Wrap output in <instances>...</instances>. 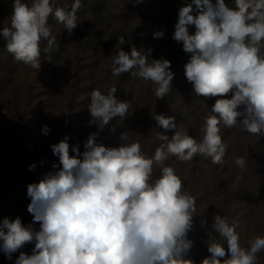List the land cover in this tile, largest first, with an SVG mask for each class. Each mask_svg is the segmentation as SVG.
<instances>
[{
    "label": "clouds",
    "instance_id": "obj_1",
    "mask_svg": "<svg viewBox=\"0 0 264 264\" xmlns=\"http://www.w3.org/2000/svg\"><path fill=\"white\" fill-rule=\"evenodd\" d=\"M234 4L191 0L179 8L172 35L192 54L185 77L194 93L220 97L204 120L202 138L197 141L166 114H153V119L159 128L174 134H159L162 143L150 158L139 142L130 141L128 132L120 134L117 147L97 144L98 133H90L82 153L78 144L70 149L65 136L51 145L58 164L27 186L32 223L25 225L20 217L0 222V251L8 259L34 243L31 255L20 252L15 264H194L186 256L194 244L187 236L197 212L196 198L183 190L181 178L166 161L202 156L223 164L228 145L220 135L221 124L264 135V0H234ZM81 6V0H74L70 10L52 0H13L10 26L0 29L7 52L15 61L39 70L42 51L48 53L56 43L49 17L71 33ZM191 26L194 34L189 32ZM163 36L162 31L154 33V38ZM117 39L112 75L131 73L150 81L155 97L164 99L174 79L171 62L163 57L149 62L135 47L130 53L122 49L123 35ZM42 41L47 42L43 50ZM116 92L112 86L106 93L99 89L90 93L91 123L100 129L114 117H125L132 107L118 101ZM42 132L49 134V127L43 126ZM235 164L244 170L246 160L237 156ZM154 168L159 169L155 177ZM212 220L215 235L210 232L207 241L210 256L201 264H258L264 236L249 239L248 246L242 247L237 222L219 214ZM36 223L39 230L33 226ZM206 223L201 221L202 226ZM217 236L226 242L227 251Z\"/></svg>",
    "mask_w": 264,
    "mask_h": 264
},
{
    "label": "trees",
    "instance_id": "obj_2",
    "mask_svg": "<svg viewBox=\"0 0 264 264\" xmlns=\"http://www.w3.org/2000/svg\"><path fill=\"white\" fill-rule=\"evenodd\" d=\"M54 2L57 4V6L60 4L61 7L70 10L74 0H70V3H66L61 0H55ZM179 3L180 0H143V2L139 3L140 5L137 7L133 6L134 2L132 1V4L129 5L130 12L135 7H137V10L140 12L139 16L136 17L137 21L133 25H130L127 22V20L130 19V14H128V12L125 13L124 8L122 11L117 12V15H115V19L117 20L115 25L111 23L112 26L109 25V27H103L101 24L102 18L99 17L100 19H98L97 14L101 13V8L106 6V2L104 0H94V2L91 0H81L82 6L77 12V22L81 20L80 18L86 16L87 7L92 5L93 7L91 8V13H95L94 15H91V18H93L94 21L92 19L85 28H90V30L93 31L92 34L94 35L84 38L85 43L82 45L84 51L79 56L81 60L88 59L90 61V63H85L84 65L90 66L91 71L87 72V75L85 73H78V77H76L73 82V88H75V91L85 93L87 90L89 91V89L90 91L97 89L95 85L97 81H100V77L104 78L107 76L114 81L117 80L116 82L119 86L126 82L127 77H129L130 79L134 80L133 82L137 83L141 89L145 88L143 92L149 99L148 107L153 109L156 114L160 113L166 114L168 116H174L176 124L181 118L182 120L187 119L193 113L194 108L198 106L197 104L204 101L206 97L197 96L193 91L192 84L188 82L185 77V65L190 60L192 54L183 50L182 43H178L172 39L173 33L171 32L175 31V25H173V29H171V25L174 24L175 20L178 19L171 15L170 10H172V5L174 10L175 6ZM188 3H191V0ZM225 3L229 7H235L234 0H225ZM10 9H12V7H10ZM1 12L2 11H0V13ZM11 13L5 12L6 15L0 22V29L10 26ZM134 14H136V12ZM54 19V16L49 17V25L52 24L51 21ZM74 30L71 33L72 35L74 33L76 39H78V31L75 32ZM80 30L82 29L80 28ZM110 31L111 34H109ZM157 31L164 32L163 38H154V33ZM189 32L190 34H194L195 27L191 26L189 28ZM65 33L67 35V39H65L64 43H61V45L58 46H53L47 53V55L53 54L51 62L48 63L49 65H47V67H50L49 71H44L42 76L40 74L38 75L37 80L39 83H37L35 78L32 79L34 82L31 86L25 84V77L30 76L28 70L25 71V74L21 75L20 77H18V73L14 71V67L21 65L22 70H25L27 66L21 62L15 61L14 57L7 52L6 40L2 34H0V54H4L5 57L2 58L3 60L6 59L5 61H0V183L2 181L6 182V180L9 181L8 177H11L10 180L14 178V183L11 186L10 184L9 186L4 185L5 183L2 184V186L0 185V203L3 202L2 199H4L5 202L8 201L7 204L0 208V222H2L5 217L10 219L20 217L25 225L32 223L33 218L28 216L26 219H24L26 214L24 215L22 212V208H24L23 204L27 202L30 203V198L27 195V186L30 183H33L30 178H35L39 174L38 167L41 166V170L47 172L51 170L53 163L58 164V157L53 155L51 145L60 142L65 138V136H67L69 138L67 142L70 145V149L71 146L78 144L82 153L85 150L83 146L84 142L86 141L89 134L96 132L99 136L100 129H95L93 126L91 128V125L89 126V124H91V119H78L75 121V124H73L72 127L65 125V127L61 128L59 126L57 113L60 114L61 110L65 112V104L67 103L63 101L65 100L63 99L65 96H62L60 91L57 93V91L62 84H65L62 83V79L60 77L63 78L66 76L67 72L61 73L62 75H56L55 72L57 71L58 66L55 62L59 57H55L63 55L65 58H68L65 62L78 60L77 57H72V53L67 47L68 40L71 39V33L68 31H65ZM121 35L124 36L126 41V43L121 46L124 51L130 53L131 49L135 47L138 51H141L142 54L147 56L149 62H151L153 59H160L161 57L171 62V71L174 73V79L171 82L172 88L164 99L155 97L153 91L154 85L152 82L145 81L138 76H132L131 73H123L117 78L116 76H114V79L112 78V60L110 58L115 52L118 42L117 38ZM103 45L104 50L102 49ZM45 46L46 44L44 41H42L40 45L41 49L43 50ZM149 49H151L150 54ZM62 50H64V52L60 54ZM43 53L44 52L42 51V60L45 58V56H42ZM106 59H110V61H106ZM102 60L108 67H105L104 70L98 72L97 68L98 65L103 63ZM133 71H136V69H133ZM77 72H79V69ZM56 77H58V80L60 78L61 82H58L56 87H54V79H56ZM82 77L84 78L83 80ZM85 80L90 81L88 83ZM112 80L108 81L113 82ZM79 83L87 84L84 86H78ZM132 84L134 83H131V85ZM133 86L135 89H137V85H132V87ZM14 88H16V92L8 93V90L12 91ZM75 91L73 93H75ZM34 92H36V94H34ZM132 92L136 93L134 89ZM175 92L177 94L186 93V98H188L185 101L183 100L182 102L177 103L174 95L176 94ZM120 94L121 96L117 97L118 101H122L123 94L125 93ZM133 96L131 94V98L129 100L126 99V102L132 104ZM18 97L23 100L22 105H24V108L22 107L23 110L21 111L19 109L20 99ZM195 98H198V100L196 101ZM226 98H230V94ZM36 99L37 102L32 105L31 101ZM89 103L90 93L88 95L86 107L89 105ZM18 111L20 115L18 120H16L17 118H15L11 112L17 113ZM208 115L209 113L206 114L205 118ZM180 116L182 117L177 119ZM205 118L201 121L202 125H198L194 128H186L188 134L194 137L197 141L202 138L203 134L201 129L203 127ZM119 119L124 120L122 123H120L121 125L115 124V128L112 131H115L116 133H113L116 135H113L112 138H110V146L106 144L102 136H100V138L97 137V144H101L105 147H117L120 144V134L123 132H128L130 141L139 142L141 144L143 154L150 158L154 155L156 148L162 143L157 138L158 135L163 133L171 137V135L174 134V130H164L159 128L154 119L152 121L153 124L150 119H142V126L138 124L128 125L127 122H124L126 118ZM11 121L16 122L15 124L19 125L14 124L13 126L17 127L13 128V126H11ZM82 124L84 129L81 128ZM45 125H47L50 129V132L47 135H44L42 132V128ZM137 126L138 130L136 132ZM235 128L236 127L228 128L225 126H220V135L222 140L228 145L226 152H228L230 149H236L235 144H239L236 141L228 142L229 134ZM10 130H12L13 133H9ZM240 132H243V135L247 136V138L249 137L252 149L250 150V153L244 154L242 156H239V154H237L235 151L236 154L232 160L234 162L235 157L237 156L243 157L246 160V165H248L247 167L251 171H249L248 174H242L240 173V170L236 171V166L233 167L232 165H229L228 168H231V170L228 174V177L226 178V182L218 176L217 179L220 181V183L222 182L220 186L234 184L236 188L234 194H237L241 190L243 192L242 195L244 194L243 198H245V194L246 198L252 196L254 198L253 202L255 208L250 207L247 213H241L239 216H234V210L231 207V202L234 199V196L230 195V193L225 188H223L220 189L219 192L223 196L224 204L226 206L224 208L214 207L211 217L213 218V216L217 214L227 217L230 222H237L238 228L242 223L244 226V233L239 235L240 243L242 247H247V241L252 239L250 234L251 230L254 234L253 238L258 235L264 236V229L260 231V225L263 223L261 220L264 217V150L261 149L262 152L259 151L260 146H257V143L254 139V137L256 138L260 135H253L243 131L242 129H240ZM8 135H12V137L7 139ZM202 159L205 160L206 158L202 156H196L192 161H180L176 157H171L168 161H166V165L175 169L176 174L183 182V189H185V183H191L189 182L191 180L190 177L196 179L198 175L195 174H201L203 171L199 167V165H201L203 162ZM259 162H262L263 165H259ZM33 164L36 165L35 168L30 169V166ZM218 165L219 164L211 163L209 166L213 170L215 167H218ZM8 174L10 175L8 176ZM153 175L154 177L159 175L158 168H154ZM3 177L5 180L2 179ZM191 195L193 194L191 193ZM194 197L196 198V207L198 212L200 200L196 197V195ZM197 212L193 215V221L195 220V214H197ZM258 214H260V216ZM33 226L36 230H39V223H36ZM190 231L187 238L192 240L191 234L195 230L191 232ZM258 231H260L259 234ZM210 232H212V229L208 228L205 235L201 239L199 237L196 240H192L194 244L186 258L194 261V264H201L203 259L210 256V253L207 251V241L209 239ZM212 234L215 235L214 232H212ZM217 239L220 240L227 251V245L223 238L217 236ZM0 243H2V241H0ZM33 247L34 243L26 244L18 252L13 253L11 259H8L5 254L3 255V252H1L0 264H15V260L19 256L20 252H25L26 254L31 255V249ZM227 258L228 256L222 259ZM258 264H264V250L258 253Z\"/></svg>",
    "mask_w": 264,
    "mask_h": 264
},
{
    "label": "rangeland",
    "instance_id": "obj_3",
    "mask_svg": "<svg viewBox=\"0 0 264 264\" xmlns=\"http://www.w3.org/2000/svg\"><path fill=\"white\" fill-rule=\"evenodd\" d=\"M54 1L55 0H52L54 5L57 6V4H55ZM57 1H59V0H57ZM61 1H64L66 3H70V0H69V2H68V0H61ZM91 1L94 2V0H91ZM104 1L106 2V6L104 8H101L100 14H97L98 19H100L99 17L102 18L101 24L103 25V27H109V25H111V23L113 25H115L117 23V20L115 19V15H117V12L122 11L124 8H125V13L128 12V14H130V19H128L127 22L130 25H133L137 21L136 17H138L139 13H140L137 10V7L140 4H136L135 0H132L134 2L133 6H137V7L132 9L131 12H130V8H129V5L132 4L131 0H122V1L121 0H104ZM189 1L190 0H180V3L175 6L174 10H173V5H172V10H170L171 15H173L176 19H178L179 8L182 6H185L186 3H188ZM213 3H215V1H213ZM12 4H13V0L12 1L11 0H0V6H1L0 11H2L0 13V22L2 21V19H4V16L7 14V13L5 14V12H8V13L12 12V9H10V7H12L11 6ZM59 6H60V4H59ZM92 7H93L92 5H89L87 7L86 16L83 18H80L81 20H79L78 25L74 30L75 32L78 31L77 37L79 40L76 39L74 33H73V35L71 33V35H70L71 39L68 40V44H67L68 50L72 53V57L75 56V57H77L78 60H75L72 62H65L66 59H68V58H65L63 55L55 57V58L59 57L58 60L55 62L56 65L58 66V69L55 72L56 75H60L63 72H67L66 76H64L63 78L60 77L62 79V83H65V84L64 85L62 84L57 91V93L60 91L61 92L60 94L62 96L63 95L65 96L63 98L65 100H63V101L65 103H67V104H65V106H66L65 112L60 109L61 110L60 114L57 113L59 126L61 128L65 127V125L72 127V125L75 124V121L78 119H84V120L92 119L90 116V113L87 109L88 106L86 107L88 95H89V93H91L90 89H89V91L84 90V91H86L85 93H83V92L81 93L79 91H75V88H73V82H74L75 78L78 77V73H80V74L85 73L87 75V72L91 71L90 66L84 65L85 63H90V61L88 59L81 60L79 56L84 51L82 48V45H84V43H85L84 38L91 37L94 35V34H92L93 31H91L90 28H85L88 26V23H90L91 20L93 19V18H91V15H94L95 12L91 13ZM135 12H136V14H134ZM125 15H127V14H125ZM93 21H94V19H93ZM177 21L178 20H175L174 24L171 25V29L174 28L173 25H175L177 23ZM51 22H52V24H50V27L52 30V35L56 38V43L54 44V46L61 45V43H64L65 39H67V35L65 33V31H67V30L64 28L63 24L59 23L56 19L52 20ZM80 28L83 31L80 30ZM171 33H174V32H171ZM109 34H111V31ZM44 43L47 44L46 41H44ZM0 44H1V42H0ZM102 49L104 50V45L102 46ZM63 52H64V50H62L60 52V54H62ZM52 55L53 54L47 55V53L46 54L43 53L42 56L43 57L45 56V58H44V60H41V68L39 70L33 69L30 66H27V68L25 70H22V66L20 65L18 67H14V69H15L14 71L16 73H18V77H20L21 75L25 74L24 73L25 71L28 70L29 75L31 77L30 76L25 77V80H26L25 84L31 86V85H33V82H34L32 79L35 78L37 80V77L39 74L42 76V73L44 71L45 72L49 71L50 67H47V65H49L48 63L51 62ZM4 57H5L4 54H0V58H1L0 61H5L6 59L5 60L2 59ZM55 58H53V59H55ZM69 59H71V58H69ZM110 59H106V61H110ZM12 64L15 65L14 63H12ZM82 66H84V67H82ZM105 67H108V66L103 61V63L98 65V68H97L98 72L104 70ZM78 69H79V72H77ZM49 74H50V72H49ZM101 74H103V73H101ZM33 75H35L36 77ZM117 77L118 76H116V78ZM60 78H59V80H58V77H56V79H54V82H55L54 87H56V84L58 82H61ZM112 78L114 79L115 77L112 75ZM83 79L84 78L82 77V80ZM108 80H112V79L107 77V76H105L104 78L100 77V81L96 82V85H95L96 88L101 90L102 92L106 93L109 87H112L113 85L117 84V82H116L117 80H115V81L112 80L113 82H109ZM85 81L89 83L90 80H85ZM133 81L134 80L127 77L126 82L122 83L120 86L117 84L115 86L117 88V92L114 95L117 98V97L121 96L120 93H125V94H123L121 102H126V99L129 100L131 98V94H132V96L134 95L132 98L131 109L129 110V113L125 117H123V118H126V120L124 122H127L128 125L138 124V125L142 126V124H143L142 119H144V120L150 119L152 122L153 121V114H156V113L153 109L148 107L149 99L147 98L146 94L143 92L145 90V88L141 89V87ZM37 83H39L38 80H37ZM131 83H134L132 85H137L138 90L135 89L134 86L132 87ZM86 84L87 83H79L78 86H84ZM92 88H94V87H92ZM133 89L136 91V93L132 92ZM74 91H75V93H73ZM13 92H16V88H14L12 91L8 90V93H13ZM128 93L130 94V96ZM34 94H36V92H34ZM174 95H175L177 103L182 102L183 100L185 101L188 98V97L186 98V96H187L186 93H178V94L176 93ZM135 97H136V100H135ZM218 98H220V97H206V99L204 101L197 104L198 106L196 108H194L193 113L187 119L182 120V118H181L182 116L178 117L177 119H180V118L181 119L178 120L177 126L183 127L186 130L187 127L194 128L198 125H202L201 121L205 118L206 114L211 113L210 109H211L212 105L215 103V100ZM195 100L197 101L198 98H195ZM22 102H23V100L20 99L19 100L20 111L23 110L22 107L24 108V105H22ZM31 102H32V105H34L37 102V99L34 101H31ZM2 107H3V105H2ZM68 107H70V108H68ZM11 113H12V115H14L15 118H17L16 120H18V117L20 115L19 111L17 113L16 112H11ZM119 118H121V117H119V116L114 117L109 122V124L107 126H105L103 129H100L97 125L92 124V123L89 124V126L91 125V128L93 126L95 129L96 128L100 129L98 138H100V136H102V138H104L106 144L110 146V138H112L113 135H116L113 133L115 131H112L115 128V124L119 125L124 120V119H119ZM11 123H12L11 126H13L16 122L11 121ZM152 124H153V122H152ZM15 125H19V124H15ZM89 126H88V128H89ZM220 126H224V125L221 124ZM16 127L13 126V128H16ZM20 127H22V126H20ZM81 128L84 129L83 124H82ZM88 128H87V130H88ZM137 130H138V126L136 128V132H137ZM9 133H13L12 130H10ZM11 137H12V135L11 136L8 135L7 139H9ZM18 138H20V137H18ZM254 139L257 143V146H260V148L258 147L259 151L262 152V150H264V135H260L256 138L254 137ZM231 141H236L239 144H235L236 149H230L228 152H226V156H225L223 164H219L218 167H215L212 170V168H210V166H209L212 163L211 160L210 159H205V160L202 159L203 162L201 163V165H199L200 169L203 170L201 172V174H195V175H198L196 179L190 177V179H191L189 181V182H191L190 184L185 183V189H183V190L190 193V194L192 193L194 196L196 195V197L200 200V203L198 205L199 210H198L197 214H195V220L193 221V227L191 229V231L195 230L191 234L192 240H196L199 237L201 239L205 235L206 230H208V228H211V225L213 222L211 215H212V212L214 211L213 210L214 207L224 208L226 206L224 204V198L219 192L220 189L225 188L230 193V195L234 196V199L231 202V207L234 210V212H233L234 216H236V215L239 216L241 213H243V214L247 213L249 211L250 207L255 208L254 202H253L254 198L252 196H250L249 198H246V194H245V198H243L244 194L242 195L243 192L241 190L237 194H234L235 190H236L234 184L233 185L227 184V186L226 185L220 186V184H222V182L220 183V181L217 179V176H218L219 178L223 179V181L226 182V178L228 177V174L231 170V168H228L229 165H232L233 167L236 166L235 161L233 162V160H232V158L234 157L236 152H237V154H239V156H242L244 154L250 153V150L252 149L249 137L247 138V136L243 135V132H240L239 127H236L229 134L228 142H231ZM259 165H263V163L259 162ZM247 166L248 165H246L244 170H241L239 167L236 166V171L240 170V173L248 174L249 171H251V170ZM38 170H39V172H38L39 174L35 178L29 177L33 183L39 182L42 175L44 173H46L45 171L41 170V166L38 167ZM185 172H186V170H185ZM29 174H32V173H29ZM9 175L10 174H8V176ZM2 179L5 180L4 177ZM8 179H9V181H7V180H6V182L2 181L0 183V185L2 186V184L5 183L4 185L9 186V184H10V186H11L14 183V180H13L14 178L12 180H10L11 177H8ZM2 201L3 202L0 203V208L3 207L8 202V201L5 202L4 199H2ZM28 204H29L28 202L23 204L24 208H22V212L24 215L26 214L24 219H26V217H28V216H31V218H33L32 214H30L27 210ZM21 205H22V203H21ZM258 211H261V210H258ZM258 215L260 216V214H258ZM202 220L207 222L206 226L201 225ZM261 222H263V223L260 225V228H261L260 231L262 229H264V217L262 218ZM236 231L239 235L244 233V226L242 223H241V226L239 228L238 227L236 228ZM260 231H258V234ZM250 234H251V237L253 238L254 234H253L252 230L250 231ZM1 252L2 251H0V255H1ZM3 255H4V253H3Z\"/></svg>",
    "mask_w": 264,
    "mask_h": 264
}]
</instances>
